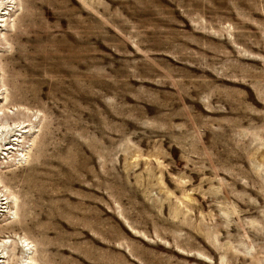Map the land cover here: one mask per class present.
<instances>
[{"label": "rangeland", "instance_id": "rangeland-1", "mask_svg": "<svg viewBox=\"0 0 264 264\" xmlns=\"http://www.w3.org/2000/svg\"><path fill=\"white\" fill-rule=\"evenodd\" d=\"M0 132V264H264V0H0Z\"/></svg>", "mask_w": 264, "mask_h": 264}, {"label": "bare ground", "instance_id": "bare-ground-1", "mask_svg": "<svg viewBox=\"0 0 264 264\" xmlns=\"http://www.w3.org/2000/svg\"><path fill=\"white\" fill-rule=\"evenodd\" d=\"M10 118V117H9ZM11 120V119H10ZM18 123V122H17ZM1 133V132H0ZM4 143V142H3ZM4 244V246H5V243H3ZM6 256V255H5ZM3 258V257H2ZM25 262V261H24Z\"/></svg>", "mask_w": 264, "mask_h": 264}]
</instances>
